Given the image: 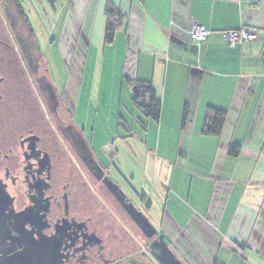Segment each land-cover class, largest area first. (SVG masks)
I'll use <instances>...</instances> for the list:
<instances>
[{
	"label": "crops",
	"instance_id": "crops-1",
	"mask_svg": "<svg viewBox=\"0 0 264 264\" xmlns=\"http://www.w3.org/2000/svg\"><path fill=\"white\" fill-rule=\"evenodd\" d=\"M107 1L34 0L81 31L77 45L88 32L93 107L72 104L96 165L176 263L264 264V0H110L124 15L110 44ZM194 22L211 31L205 40L191 38ZM249 26L261 30L254 41L223 35ZM137 80L155 89L159 120L135 105ZM211 107L226 111L219 135L204 132Z\"/></svg>",
	"mask_w": 264,
	"mask_h": 264
},
{
	"label": "flooded vegetation",
	"instance_id": "flooded-vegetation-1",
	"mask_svg": "<svg viewBox=\"0 0 264 264\" xmlns=\"http://www.w3.org/2000/svg\"><path fill=\"white\" fill-rule=\"evenodd\" d=\"M44 67L17 0H0V264H178L96 165Z\"/></svg>",
	"mask_w": 264,
	"mask_h": 264
},
{
	"label": "rangeland",
	"instance_id": "rangeland-1",
	"mask_svg": "<svg viewBox=\"0 0 264 264\" xmlns=\"http://www.w3.org/2000/svg\"><path fill=\"white\" fill-rule=\"evenodd\" d=\"M17 4L26 18L28 25L30 26L36 43L42 54L44 69L46 68L47 76L49 77L52 85L56 91L63 97L65 105L71 111L74 121L77 125H82L81 112L75 111L73 104L69 105L65 97L72 95L71 88L75 90V97L80 96V104L83 109L86 107H93L90 103V91L92 88V79L88 73L92 71V65L85 60L82 56L81 62L78 60L79 45V32L81 31H66L62 29L63 19L59 15L46 16L35 8L34 0H17ZM58 19H61V24L58 25ZM79 62V63H78ZM80 70V74L86 71L84 79L81 75H78L77 79L74 78V72ZM91 80V82H89ZM97 81L99 79H96ZM102 82L101 89L106 87V84ZM104 85V86H103ZM100 105H97L99 121L102 122L103 116H106L109 111V104L103 102V98H100ZM156 252L159 258L165 257L163 250L159 247L156 248Z\"/></svg>",
	"mask_w": 264,
	"mask_h": 264
},
{
	"label": "trees",
	"instance_id": "trees-1",
	"mask_svg": "<svg viewBox=\"0 0 264 264\" xmlns=\"http://www.w3.org/2000/svg\"><path fill=\"white\" fill-rule=\"evenodd\" d=\"M105 15L107 17L105 42L110 44L114 42L117 30L124 19V15L110 0H108L105 5ZM133 83V101L135 105L145 114V116L154 120H159L162 104L151 83L139 80L134 81ZM225 119V110L211 107L206 119L204 132L210 135H219L222 132ZM119 123L121 124V121H119ZM229 152L232 156H238L241 152V147H231Z\"/></svg>",
	"mask_w": 264,
	"mask_h": 264
},
{
	"label": "built area",
	"instance_id": "built-area-1",
	"mask_svg": "<svg viewBox=\"0 0 264 264\" xmlns=\"http://www.w3.org/2000/svg\"><path fill=\"white\" fill-rule=\"evenodd\" d=\"M260 32V28L249 26L237 30H228L224 32L223 35L231 46H236L238 44L256 40L259 37ZM210 34L211 31L199 23L194 22L192 24L190 35L193 40L203 41Z\"/></svg>",
	"mask_w": 264,
	"mask_h": 264
},
{
	"label": "bare ground",
	"instance_id": "bare-ground-1",
	"mask_svg": "<svg viewBox=\"0 0 264 264\" xmlns=\"http://www.w3.org/2000/svg\"><path fill=\"white\" fill-rule=\"evenodd\" d=\"M87 30L85 31V37L81 40V42H80V45H79V49H78V51H79V54H78V61L79 62H81V60H82V56L84 55V51H85V38L87 37ZM78 62V63H79ZM78 75H80V70H79V68H78V70H76L75 72H74V78L75 79H77V77H78ZM71 91H72V95L70 96V95H67L66 96V100H67V102H68V104L69 105H71L72 104V99H73V97L75 96V90H73V88H71Z\"/></svg>",
	"mask_w": 264,
	"mask_h": 264
}]
</instances>
